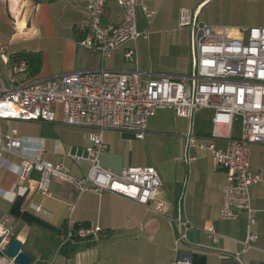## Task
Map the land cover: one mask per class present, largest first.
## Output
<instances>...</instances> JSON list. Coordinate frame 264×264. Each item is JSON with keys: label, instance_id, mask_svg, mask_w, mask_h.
Returning <instances> with one entry per match:
<instances>
[{"label": "crops", "instance_id": "crops-1", "mask_svg": "<svg viewBox=\"0 0 264 264\" xmlns=\"http://www.w3.org/2000/svg\"><path fill=\"white\" fill-rule=\"evenodd\" d=\"M144 2L155 11L148 19L141 9L137 10V30L146 37L114 51L104 67L140 71L145 81L158 76H190V33L178 27L183 8L191 9L199 21L210 26L226 27L231 37H241V28L264 27V0ZM121 14L116 0H108L106 22L118 24ZM87 20L86 0H1L0 44L29 59V78L55 79L72 71L98 69L100 56L78 45L77 28ZM128 49L135 50L133 62L125 58ZM7 74L0 59V76L6 79ZM212 117L213 111L209 110L197 114L194 128L199 137H210ZM190 124L165 108L149 120L144 140L129 133H104L107 148L99 156L101 166L114 173L126 167H154L163 182L158 196L166 204L165 217L110 192L80 195L74 185L58 180L51 183L52 197L45 199L38 192V173L23 180L18 158L6 155L0 159V216L10 215L6 226L22 243V251L31 256V264H173L175 241L184 234V222L188 243L182 241L180 246L192 251L193 264H264V184L250 187L255 221L251 228L246 213L236 221H223L224 171L216 166L209 151L199 147L191 149L196 161L190 165L184 162ZM9 126L18 130L26 156L41 151L45 160L63 164L76 177L88 174L90 162H77L69 154L82 155L91 145V129L0 120V133L4 134ZM240 134L241 123L237 121L232 136ZM218 145L225 146V142ZM250 160L254 172L264 173V145L251 146ZM31 203L43 206L53 217L35 213L29 208ZM69 222L100 228L98 239L61 247L63 229ZM209 228L219 235L217 241L208 235ZM250 233L258 239L244 252L242 243Z\"/></svg>", "mask_w": 264, "mask_h": 264}, {"label": "built area", "instance_id": "built-area-1", "mask_svg": "<svg viewBox=\"0 0 264 264\" xmlns=\"http://www.w3.org/2000/svg\"><path fill=\"white\" fill-rule=\"evenodd\" d=\"M1 1V0H0ZM108 0H86L88 20L81 24L78 45L100 56L101 67L94 70L72 71L55 79L29 78V59L11 53L0 44V59L7 67V78L0 76V120L39 121L91 129V145L82 155H70L77 162L87 160L90 170L85 177H76L63 164H54L42 157L23 154L22 138L18 130L8 127L0 133V159L6 155L19 159L20 178L27 180L39 174V194L50 199L53 180L74 185L79 194L90 191L110 192L133 200L159 217H165L166 204L159 199L163 182L154 167H126L120 173L103 168L100 154L107 148L104 133L116 131L132 134L144 140L149 120L159 109H170L177 117L191 124L186 135L184 162L196 161L191 149L209 151L218 168L224 171L221 219L236 221L246 213L251 228L250 187L264 184V173L251 169V146L264 145V27L241 28V37L229 36L226 27L215 28L202 21L194 11L183 8L179 13V29L190 31L193 53V73L178 79L171 76L151 77L137 70H109L104 61L112 53L145 33L137 30V10L150 19L155 11L144 0H116L122 9L118 24L106 22ZM135 50L128 49L125 58L133 62ZM7 81V83H6ZM203 110L213 111L210 137L196 134L194 120ZM58 113L61 117L58 119ZM237 121L241 134L233 137ZM225 142L219 146L218 142ZM86 155V156H85ZM37 214L52 218V213L41 205L31 203ZM10 215L0 216V264H15L6 255L14 239L6 224ZM172 220L169 219V222ZM184 234L175 241L173 264H193V253L180 246L188 243L187 222L182 223ZM208 235L220 237L213 228ZM100 228L66 225V236L61 247L81 240H96ZM257 235L250 233L242 243L243 251L253 248Z\"/></svg>", "mask_w": 264, "mask_h": 264}, {"label": "water", "instance_id": "water-1", "mask_svg": "<svg viewBox=\"0 0 264 264\" xmlns=\"http://www.w3.org/2000/svg\"><path fill=\"white\" fill-rule=\"evenodd\" d=\"M22 247L23 245L20 241L12 240L6 250V255L10 259H14L15 264H31V256L23 252Z\"/></svg>", "mask_w": 264, "mask_h": 264}, {"label": "trees", "instance_id": "trees-1", "mask_svg": "<svg viewBox=\"0 0 264 264\" xmlns=\"http://www.w3.org/2000/svg\"><path fill=\"white\" fill-rule=\"evenodd\" d=\"M66 236V226L63 229V238Z\"/></svg>", "mask_w": 264, "mask_h": 264}, {"label": "rangeland", "instance_id": "rangeland-1", "mask_svg": "<svg viewBox=\"0 0 264 264\" xmlns=\"http://www.w3.org/2000/svg\"><path fill=\"white\" fill-rule=\"evenodd\" d=\"M139 26H140V25H139ZM187 31H188V33H190L189 30H187ZM127 63H128V62H127ZM192 73H193V68L190 70L189 74L192 75ZM209 111H211V110H209Z\"/></svg>", "mask_w": 264, "mask_h": 264}]
</instances>
